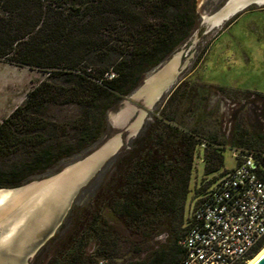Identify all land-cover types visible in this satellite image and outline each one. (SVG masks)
<instances>
[{"label": "trees", "instance_id": "obj_1", "mask_svg": "<svg viewBox=\"0 0 264 264\" xmlns=\"http://www.w3.org/2000/svg\"><path fill=\"white\" fill-rule=\"evenodd\" d=\"M46 1L44 6V0H0L2 10L11 14L0 16V58L42 68L62 65L56 73L67 84H40L0 122V158L19 148L27 154L0 167V189L20 187L96 144L110 128L107 112L184 45L199 21L194 0ZM12 25L15 32L10 35L7 27ZM183 82L126 150V168L119 177L124 180L118 185L112 177L100 185L96 194L104 199L98 217L88 213L82 220L90 233L98 234V242L83 237L84 228L76 227L78 216L72 207L67 216L71 223H64L60 234L46 243L52 252L36 256L32 264H118L124 241L126 254L151 250L144 261L127 264L182 261L180 241L187 231L186 200L196 148L207 143L204 173L210 174L223 166L225 142L215 133L201 139L196 125L177 122L185 101V94L179 93ZM58 96L82 110L80 120L71 126L74 133L64 139L41 116ZM18 120L21 129L26 128L22 136L14 128ZM212 143L218 147H210ZM247 150L259 160L264 178V145ZM204 187L195 188V199ZM162 233L167 234L166 244L151 249L152 238ZM85 244L88 249L82 248ZM263 244L264 239L248 258Z\"/></svg>", "mask_w": 264, "mask_h": 264}, {"label": "rangeland", "instance_id": "obj_2", "mask_svg": "<svg viewBox=\"0 0 264 264\" xmlns=\"http://www.w3.org/2000/svg\"><path fill=\"white\" fill-rule=\"evenodd\" d=\"M229 1L194 0L195 13L199 20L197 26L186 43L161 63L164 64L172 57L179 56L177 78L180 83L184 81L179 88V93L185 94V101L177 114V122L183 126L196 125L200 129L201 139L215 133L219 141H225L222 148L223 166L210 174L204 173V149L197 146L186 200V217L195 200V188L206 185L207 180L235 166L234 149L248 151L247 149H257L258 145H264V5L249 6L227 21H223L219 26L216 23L219 19L215 18L207 22L214 18ZM43 3L46 6L47 1L44 0ZM1 15L8 17L11 14L4 12L0 7ZM14 27L15 25L7 27L10 35H12L11 31L15 32ZM158 67L148 72L144 79ZM62 68H64L62 65L57 69L55 67L42 68L16 63L9 58H0V122L16 107H21L28 93L40 84L66 86L63 77L56 73ZM137 89L138 87L124 96L116 108L107 112L110 128L96 144L83 153L62 161L44 174L30 178L22 185L26 187L55 177L73 164L88 162L92 167L96 165L89 178L76 191L70 206V209L72 207L75 209L78 216L75 218V221H78L76 227L84 228L81 232L83 237L87 240L92 239L93 242H98V234L90 233L85 227L86 224H82V220L88 213L89 216L93 213L98 217V205H101L104 199L101 193L96 194L100 190V185L105 184L108 178L110 181L112 177L118 185L124 180L119 177L126 168V150L144 124L151 121L152 115L161 109L170 95L167 93L154 104L149 105L144 97L136 98ZM81 111L76 103L65 102L64 96H58L41 116L47 122L48 128H55L57 136L64 139L68 133H74L71 126L80 120ZM14 128L19 129L15 131L20 136L26 132L25 127L21 129L19 120L16 121ZM114 142L116 147L113 146ZM233 144L237 145L234 149L231 147ZM217 145L212 143L210 147L216 148ZM110 149L114 150L98 164H94L105 150ZM26 156L23 148L14 150L0 158V167H8V165L25 159ZM6 189L8 190L0 192V204L6 200L10 193L9 189L12 188ZM68 213L51 238L60 234V228L64 223L65 225L71 223L67 218ZM15 220L17 218L9 216L0 221V242L4 235L11 233V230H8ZM80 221L82 222L79 223ZM166 242L167 234L162 233L152 238L148 246L155 249ZM46 243L28 260V264H32L36 256L41 258L52 252L51 245L47 246ZM86 244L82 247L83 249H88ZM65 246L67 245H63ZM120 246L119 259L115 262L118 264L144 261L146 253L151 251L148 249L147 252L145 250L140 252L141 254L131 252L126 254V242L124 241ZM263 247L264 244L248 260Z\"/></svg>", "mask_w": 264, "mask_h": 264}, {"label": "built area", "instance_id": "obj_3", "mask_svg": "<svg viewBox=\"0 0 264 264\" xmlns=\"http://www.w3.org/2000/svg\"><path fill=\"white\" fill-rule=\"evenodd\" d=\"M234 157L235 166L207 180L189 208L179 264H243L264 239L263 168L251 152Z\"/></svg>", "mask_w": 264, "mask_h": 264}, {"label": "water", "instance_id": "obj_4", "mask_svg": "<svg viewBox=\"0 0 264 264\" xmlns=\"http://www.w3.org/2000/svg\"><path fill=\"white\" fill-rule=\"evenodd\" d=\"M252 5L263 6L264 2L230 0L207 22L216 18L219 19L217 24L219 26L223 21ZM178 65L177 55L161 64L138 86L136 98L144 97L146 103L150 105L170 93L179 83ZM113 150H105L94 164L105 159ZM89 164L88 162L73 164L50 179L26 187L9 189L8 197L0 204V221L9 216L17 220L8 230H11V233L4 235L0 242V264H28V260L55 234L70 209L76 191L96 167ZM6 190L8 189L2 188L0 192ZM247 264H264V248Z\"/></svg>", "mask_w": 264, "mask_h": 264}, {"label": "crops", "instance_id": "obj_5", "mask_svg": "<svg viewBox=\"0 0 264 264\" xmlns=\"http://www.w3.org/2000/svg\"><path fill=\"white\" fill-rule=\"evenodd\" d=\"M180 84V81H179V83L173 88V90L178 86ZM172 90V91H173ZM172 91L170 92V94L172 93ZM202 143H205V142H202ZM113 146L114 147H116V143L114 142V144H113ZM200 148H202V149H204L205 147H206V143H205V147L203 148V147H201V144L200 145H198ZM197 149V148H196ZM234 149V148H233ZM235 151H236V149H234ZM195 153H196V151H195ZM194 164V163H193ZM215 177V176H214Z\"/></svg>", "mask_w": 264, "mask_h": 264}, {"label": "bare ground", "instance_id": "obj_6", "mask_svg": "<svg viewBox=\"0 0 264 264\" xmlns=\"http://www.w3.org/2000/svg\"><path fill=\"white\" fill-rule=\"evenodd\" d=\"M257 1L260 2V3H261V2H264V0H257ZM216 23H219V20H218V22H216ZM263 248H264V247H263ZM263 248H262V249H263ZM262 249H261V250H262ZM261 250H260V251H261ZM260 251H259V252H260ZM259 252H258V253H259ZM258 253H257V254H258ZM257 254H256V255H257ZM256 255H255V256H256ZM255 256H254V257H255ZM254 257H252V258H254ZM252 258H251V259H252ZM251 259H250V260H251ZM250 260H248L245 264H247Z\"/></svg>", "mask_w": 264, "mask_h": 264}]
</instances>
